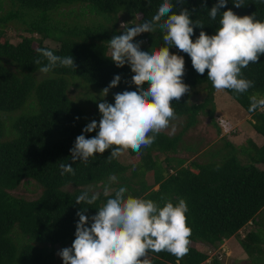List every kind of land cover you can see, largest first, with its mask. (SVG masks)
<instances>
[{
  "label": "trees",
  "instance_id": "1",
  "mask_svg": "<svg viewBox=\"0 0 264 264\" xmlns=\"http://www.w3.org/2000/svg\"><path fill=\"white\" fill-rule=\"evenodd\" d=\"M162 0H4L0 4V264H56L57 248L71 247L75 237L77 212L88 208L89 217L98 212L106 202L102 195L110 175L117 177L116 189L121 185L128 194L152 199L163 204L171 199L174 203L184 198L188 204V224L192 229L189 252L179 264H204L207 254L191 245L203 243L217 248L231 237L239 242L253 264H264V223L257 229L240 236V231L250 223L258 224L264 216V145L253 144L250 164L239 159L237 148L227 135L224 149L212 152L207 159L198 157L201 146L182 147L186 133L201 124V117L211 120L217 132L218 125L215 92L207 79L192 66L191 57L175 46L170 51L184 56V82L191 88L180 101H173L175 119L183 118L180 132H160L151 146L138 152L127 149L132 164L121 161L122 154L110 158L111 149L103 155L97 153L87 162L71 160L70 150L76 137L85 134L88 138L96 131L83 133L90 123L83 104L69 94L77 81L97 91L108 87L115 75L121 76L117 87L109 89L114 103L116 93L135 90L131 82L134 73L129 65L117 67L108 57L109 40L127 27L151 19ZM173 11L188 8L192 20L204 24L209 35L219 28L221 15L216 20L209 10L217 0H171ZM244 6L236 8L228 0L226 8L238 15H254L264 21V0H244ZM3 5L6 7L4 8ZM80 9L77 18L87 12L102 16L101 23L82 24L63 19ZM3 11V12H1ZM68 14V16H70ZM127 23L121 27L120 16ZM128 15V16H126ZM10 26L21 29L23 36L18 43L5 37ZM201 28H194L193 40ZM35 35H39L36 37ZM163 32H145L135 38L143 41V50L163 46ZM53 40L59 46L44 43ZM35 43L37 46L35 47ZM48 48L56 55H72L76 68L57 66L43 77L40 68L47 64L37 51ZM41 63L37 65L35 61ZM245 78L255 82L248 92L240 94L225 90L252 115L254 129L264 136V111H249V97L264 96V55L257 63L242 69ZM204 94L202 101L193 103L191 94ZM79 118V119H77ZM115 147V146H114ZM198 147V148H197ZM196 152V157L180 156L183 150ZM179 153V154H178ZM221 153V154H220ZM159 154H164L161 159ZM178 154V155H177ZM205 154V153H204ZM171 155V156H169ZM201 155L200 157H203ZM206 156V154H205ZM73 163L75 174H61V164ZM153 175L148 182L147 175ZM31 178L42 187L39 197L29 200L11 193L24 179ZM27 181V180H26ZM101 197L94 205L75 204L76 198L90 187L99 186ZM72 186V190L66 189ZM91 194V192H90ZM91 223V221H90ZM151 264H177V258L166 252H150ZM211 264H224L214 257Z\"/></svg>",
  "mask_w": 264,
  "mask_h": 264
},
{
  "label": "clouds",
  "instance_id": "2",
  "mask_svg": "<svg viewBox=\"0 0 264 264\" xmlns=\"http://www.w3.org/2000/svg\"><path fill=\"white\" fill-rule=\"evenodd\" d=\"M232 2L236 8L245 5L244 0ZM227 4L228 0H217L209 10L213 21L221 15L220 26L213 35L203 30L204 24L199 20L193 22L188 8L174 12L171 0H162L151 19L125 28L122 34L109 40L111 51L107 56L117 67L130 66L135 90L116 93L114 103L99 102L101 119L88 123L83 133L97 128L99 131L91 138L85 134L76 137L70 150L73 163L87 162L109 149L110 158L119 157L127 149L138 152L151 146L156 136L169 127L176 118L173 101H180L191 91L183 79L184 56L172 53V46L191 57L198 74L203 75L207 70V79L216 91L243 94L254 87L255 82L245 78L242 69L259 62L264 55V21L254 15H238L232 8L221 12ZM195 27L201 31L193 40ZM158 29L163 32V46L143 50V41H135L142 33H154ZM37 51L47 60L40 68L43 73L57 66L76 68L72 55H56L48 48ZM35 63L39 65L41 61L37 59ZM120 82L121 76L115 75L101 96L106 97L109 89ZM249 100V111H264V96L254 94ZM73 163L61 164V174L74 175ZM117 182V177L110 175L102 192L106 202L95 215H86L85 207L77 212L76 238L71 247L58 252L63 264H151L149 253L162 251L174 255L179 264L189 252L192 234L186 200L180 198L174 203L168 199L161 206L152 199L128 194L124 185L113 189L111 185ZM100 197V192L85 190L77 196L75 204L94 205Z\"/></svg>",
  "mask_w": 264,
  "mask_h": 264
},
{
  "label": "rangeland",
  "instance_id": "3",
  "mask_svg": "<svg viewBox=\"0 0 264 264\" xmlns=\"http://www.w3.org/2000/svg\"><path fill=\"white\" fill-rule=\"evenodd\" d=\"M1 1H4V0H0V4H1ZM3 7L5 8L6 6L3 5ZM69 10L70 8H67L64 13L65 16H62L63 19H67L69 22L77 21L82 24H92V23H101L104 21V18L102 16L91 14L90 12H87L85 16L82 18L81 17L77 18V15L80 12V9L78 7H74L75 12H73L72 15L69 14ZM68 14L70 16H68ZM126 23L127 21H126L125 15H121L120 16L121 27H123V25ZM29 35H30L29 33H26L25 31L21 29L19 30L16 27L10 26L6 29L5 37L13 43H18L22 40L23 36H29ZM35 36L39 37V35H35ZM44 43L52 47L59 46L58 43L54 42L53 40H49V39L45 40ZM36 46L37 44L35 43V47ZM44 75H45L44 73L39 74L40 77H43ZM102 90L103 89H100V91H97L94 88L85 86L83 83L77 81L76 84L71 85L69 89V94L71 95L72 98H74L75 100L83 104L90 121L92 120L99 121L102 117V114L99 112V108H98L99 102H103L104 100H107L110 103L112 99V94L110 91L108 92L106 97L101 96ZM189 93H191V91ZM219 94H222V93H219ZM226 94L228 93L226 92ZM217 95L218 94H216V96ZM228 96L230 97V100L232 102H235L234 104L237 107L240 106L239 108H242V105L240 103H238L235 99H233L229 94ZM203 97H204V94H200L198 97L195 94V92L191 94V99L193 103H197L196 102L197 100L202 101L204 99ZM222 116L226 117L224 115H217V119L218 117H222ZM201 119H202L201 124H199L196 128H192L186 133L184 137V141L182 142V147L183 148L186 146H191V147L199 146L200 147L202 144L201 148H199L198 150L199 151L198 157L202 160H205L208 158V156L212 154V152H215L221 148L224 149L225 140L223 139V137L220 136L221 134H219L216 131L213 123L211 122L209 118L201 117ZM228 119L233 123V121L230 118ZM183 124H184L183 118L174 119L170 122L169 127L163 131H165L168 134L178 133L183 128ZM246 124L249 126V128H251L250 122H247ZM98 131L99 129L97 128L96 132ZM232 135L233 134H228V136H230L229 137L230 140L233 139L232 137H234ZM233 142L237 144H241L237 139H234ZM227 151H228L227 148L224 149L225 153ZM182 153H183V156L185 155L190 158L197 156L196 152L191 153V152L186 151L185 149L183 150ZM204 153L206 154V156ZM159 155L161 159L165 158L164 154H159ZM201 155H204V156L200 157ZM238 156H239V159L242 161V163L250 164L251 162L250 157H248L247 154H245L244 152H239ZM121 161L125 164H132V159L128 152H125L122 154ZM30 179L31 178L24 179L25 181H23L20 184V186L16 188L15 190H11V193H13L16 196L24 197L29 200L39 197L42 192V187L39 184H37V182H35L33 179L32 180ZM147 180L148 182H153V175L148 174ZM90 188L93 191H100L101 187L99 185L96 187L92 186ZM66 189L72 190L73 187L68 186ZM263 223H264V216L263 217L260 216L258 219V224L250 223L248 226H246L244 229L240 231V236L244 237L246 233H248V231L259 228V226L262 225ZM191 245L201 250L202 252H204L205 254L209 256V258L207 259V261L204 262V264H211L214 257H218L224 264H253L249 256L245 253L243 247L241 246L239 242V237H236V236L231 237L230 239L226 240L223 244H220L217 248L209 247L203 243L194 242V241L191 242ZM63 248L64 247L57 248L58 262L56 264H63L62 257L58 255V252Z\"/></svg>",
  "mask_w": 264,
  "mask_h": 264
},
{
  "label": "crops",
  "instance_id": "4",
  "mask_svg": "<svg viewBox=\"0 0 264 264\" xmlns=\"http://www.w3.org/2000/svg\"><path fill=\"white\" fill-rule=\"evenodd\" d=\"M219 93H222V94H219ZM219 93L218 91L215 92L217 115H224L230 118L236 126V131L232 135L234 136L232 137L233 139L230 140L229 139L230 136L227 135L228 139L232 144L236 146L238 154L239 152H244L245 154L248 155V157H250V152H253V149H254L253 144H255L258 147H262L264 145V136L258 133L254 129L253 127L254 119L252 118L251 114H249L243 107L242 108H239L240 106L237 107L234 104L235 102H232L230 100V97L228 96L229 93L226 94L225 90L219 91ZM216 94L218 95L216 96ZM247 122H250L251 128H249V126L246 124ZM220 134H221L220 136L223 138L224 136H226L223 132ZM234 139H237L241 144L234 143L233 142ZM179 155L183 156V153H180ZM258 167H260L261 169H264L263 164H258Z\"/></svg>",
  "mask_w": 264,
  "mask_h": 264
},
{
  "label": "built area",
  "instance_id": "5",
  "mask_svg": "<svg viewBox=\"0 0 264 264\" xmlns=\"http://www.w3.org/2000/svg\"><path fill=\"white\" fill-rule=\"evenodd\" d=\"M218 125L222 128L225 135L233 134L236 131V126L226 117H218Z\"/></svg>",
  "mask_w": 264,
  "mask_h": 264
}]
</instances>
